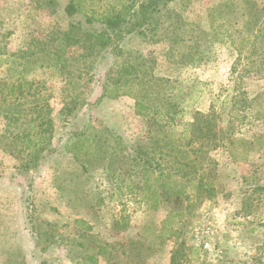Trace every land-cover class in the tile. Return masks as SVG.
<instances>
[{"label": "rangeland", "instance_id": "rangeland-1", "mask_svg": "<svg viewBox=\"0 0 264 264\" xmlns=\"http://www.w3.org/2000/svg\"><path fill=\"white\" fill-rule=\"evenodd\" d=\"M141 1L0 0V110L22 136L0 123V264H264V147L251 144L264 134V0L174 1L117 53L95 47L86 17L121 12L127 28ZM106 84L118 95L100 100ZM137 95L155 115L136 113ZM196 112L214 114L212 134L192 138ZM39 118L45 143L69 141L23 152ZM164 183L184 187L179 208Z\"/></svg>", "mask_w": 264, "mask_h": 264}, {"label": "trees", "instance_id": "trees-1", "mask_svg": "<svg viewBox=\"0 0 264 264\" xmlns=\"http://www.w3.org/2000/svg\"><path fill=\"white\" fill-rule=\"evenodd\" d=\"M178 1V0H142L137 8L133 9L131 12H128L129 17V24L128 27L125 28V20L124 16H122L121 12H110V14H104L101 18V20H97L95 18H88L86 17V22L88 25H91L93 31L89 36L94 41L95 47L101 50V48L106 49L111 47L112 53H117L119 48V42L124 39V37L131 36L133 34H140L147 26L152 24L155 21V18L157 14H159L163 8L168 6L170 3ZM183 1V0H180ZM64 12L68 18H74L79 13V9L76 6L74 2H69L64 7ZM99 23L101 25L100 28H95L94 24ZM80 26V25H79ZM81 30V27L79 28ZM249 40V38H248ZM116 41H119L116 43ZM172 51H175V49H172ZM13 56V55H12ZM7 62V61H6ZM23 82L20 84L22 85ZM25 83V82H24ZM26 84H29L26 82ZM118 94H112L109 84H106L104 86V92L100 97V100L104 99L105 97L113 98L116 97ZM168 93L166 91H162V97L160 96V102L163 103V100L165 97H167ZM136 104V113L139 116H150L155 115V109L153 106H150L147 103V99L145 96H135ZM163 106V105H162ZM161 106V107H162ZM166 117H170L172 120L171 114L169 112L167 114H164ZM201 117L204 119L205 126L199 127V124L201 123ZM212 119H215L214 114L211 112L209 114L202 115L199 112L195 113V122L192 125L194 129V138L195 136H198L200 133H202L203 130L204 133H213V125ZM198 123V124H196ZM196 124V125H195ZM210 127V132L207 131V128ZM212 129V130H211ZM208 135V134H207ZM254 142L258 143L260 149L264 147V134H260L254 137ZM224 143L227 147L234 148L235 144L238 143L237 139H234L232 135H228L227 138H224ZM30 147V146H29ZM26 168V166L24 165ZM23 166H21L20 170L22 171ZM27 169V168H26ZM162 176H160L157 180H159ZM170 177V176H169ZM205 185L209 188H213L212 182H207L205 180ZM160 189L163 190V194L166 195V197H175V206L179 208V201L181 200L182 196L185 193L184 187L181 185H176L175 187H170L169 184L164 183L160 185ZM173 207L169 217L171 219H179L180 221L183 219L184 215L186 214L185 210L177 209L176 207ZM135 244L132 242V245ZM104 248L102 247V250ZM105 249L103 250V252ZM100 253V252H99ZM179 256L175 253L172 257L170 264H181L177 261Z\"/></svg>", "mask_w": 264, "mask_h": 264}, {"label": "crops", "instance_id": "crops-1", "mask_svg": "<svg viewBox=\"0 0 264 264\" xmlns=\"http://www.w3.org/2000/svg\"><path fill=\"white\" fill-rule=\"evenodd\" d=\"M20 83L21 81L17 83H7V82L5 83L3 88V93H4V97L8 99V101H11L19 96V88L22 87ZM1 108L2 110H0V123L3 122L4 124L3 128L5 129V131L3 132L4 133L3 136L13 135V136H18V138L22 137L21 135L16 133L12 134V128H11L12 121L8 113V108H6V104H3ZM41 126H43V121L41 120V118H39V122L36 123V126H34V128L32 129L31 134H28V136L23 139L24 141L23 152H42L43 146L45 144L46 146L48 145L50 147L52 152H54L55 150H59L61 147H63L70 139L69 137L70 134L68 133L69 130H67L63 134L61 133L60 136L58 135V132L53 133L45 143L43 129L41 128ZM54 134L58 135L59 138L57 139V137L54 136ZM83 140L85 141L84 138ZM87 141H89V138ZM2 151L7 152L10 156H12L10 152H14L4 148ZM66 152H70V151H66Z\"/></svg>", "mask_w": 264, "mask_h": 264}, {"label": "built area", "instance_id": "built-area-1", "mask_svg": "<svg viewBox=\"0 0 264 264\" xmlns=\"http://www.w3.org/2000/svg\"><path fill=\"white\" fill-rule=\"evenodd\" d=\"M206 247H208V244H206Z\"/></svg>", "mask_w": 264, "mask_h": 264}]
</instances>
